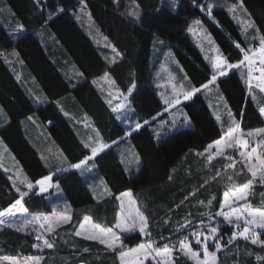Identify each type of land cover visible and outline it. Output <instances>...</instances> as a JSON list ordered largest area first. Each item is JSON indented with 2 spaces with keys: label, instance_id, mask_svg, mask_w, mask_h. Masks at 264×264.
Returning a JSON list of instances; mask_svg holds the SVG:
<instances>
[{
  "label": "trees",
  "instance_id": "trees-1",
  "mask_svg": "<svg viewBox=\"0 0 264 264\" xmlns=\"http://www.w3.org/2000/svg\"><path fill=\"white\" fill-rule=\"evenodd\" d=\"M135 2L138 8L132 0H83L92 24L121 54L114 57L106 54L105 58L101 52L104 49L89 38L83 21H80L83 15L80 16L77 8L81 0H39L38 6L34 0H0L24 28L20 34L13 36L6 27L9 19L0 13V55L10 50L15 52L24 65L25 77L34 78L45 98L41 103L31 98L26 86L0 56V106L5 113L4 119L0 120V138L30 182L46 176L48 170L24 131L22 121L27 117L35 115L41 124L50 123L46 131L62 150L69 165L79 163L89 154L59 108L60 104L68 112L71 109L85 113L107 143L115 142L130 132L116 120L96 91L91 82L93 78L107 72L122 92L134 85L129 101L140 124L165 110L152 80L150 54L155 37L173 48L181 67L197 88L207 83L211 72L187 33L193 21L199 20L208 30L230 63L242 60V53L234 43L242 44L239 26L225 10L216 9L211 15H206L194 0H178L174 10L161 7L160 0ZM206 2L198 0L201 6H205ZM242 2L264 37V0ZM131 10L138 12V17L130 16L128 13ZM43 25L53 35L52 43L47 41L48 34L40 40L35 33ZM104 53H107L106 50ZM63 56L81 72L77 83L71 84L65 79L63 72L67 67L61 62ZM215 84L243 132L264 128V118L248 96L247 86L236 70L219 78ZM182 107L192 123L191 128L175 131L159 142L150 125L130 134L128 138L140 160L137 172L128 174L125 171L114 148L94 158L95 170L110 191L108 198L97 200L88 188L87 178L76 170L54 177L62 198L72 210L69 223L53 234L50 240L53 247L38 249L39 240L34 236L3 228L0 230V256L39 257V264H119L117 250L77 237L75 232L85 216L104 228H113L118 212L116 197L125 191L134 194L138 210L146 217L149 238L154 247L167 245L176 249L182 230L187 228L192 232L196 229L195 226L181 228V225L204 219L201 216L216 211L221 195L232 183L228 181V176H232L237 185L250 178L240 162L235 163L233 169L226 167L229 162L225 156L209 162L198 155L223 136L203 94L196 93ZM218 171L219 176L216 175ZM19 192L0 169V211L9 208L19 198ZM212 197H217L213 208L202 212ZM250 201L253 207L264 209V181H255ZM22 203L29 213L47 214L52 211V203L35 192ZM214 222L218 227L216 238L221 239L223 247L217 264H264V247L246 240L232 242L233 227L222 225L220 219ZM144 239L137 233L121 236L122 243L129 247ZM260 239L264 240V231L260 233ZM173 260L174 264H193L176 251Z\"/></svg>",
  "mask_w": 264,
  "mask_h": 264
},
{
  "label": "rangeland",
  "instance_id": "rangeland-1",
  "mask_svg": "<svg viewBox=\"0 0 264 264\" xmlns=\"http://www.w3.org/2000/svg\"><path fill=\"white\" fill-rule=\"evenodd\" d=\"M177 2H178V0H175V3H173V0H160V6L161 7L166 6L170 9L174 10L177 6ZM236 2L237 1L229 2L228 0H207L204 7L207 8L208 4H212L213 7L211 9V12L216 10V9L225 10L227 12V14L229 15V17L232 19V21L236 25L239 26V33H240V36L242 39V44H240L239 42H234L235 45L238 43L241 45V48H243L245 50L259 49L261 46L260 40H261V37H263V36L259 32L257 26L255 25V28H249V29H247V31H245L244 26L241 23V21L247 20V19H250L254 23V21L250 17V14L246 10V8L244 7V9H240L239 7H237L235 9V11L229 10ZM130 6H131V4H130ZM77 9L80 13V16L83 15V16H81L80 21H83L82 25L84 26L85 32L89 36V38L96 45H98L100 48L106 50L107 53H104V50H101V52H103V56L105 58L107 57L106 54H108L110 57H114L116 54L113 53L111 47L108 46L110 43L108 44L107 40H104V36L92 24L90 17L88 16V14H86L83 3H81ZM131 11H133V10H131ZM0 13H3V15H5L6 18L9 19L6 27H7L8 32L10 34H12L13 36H16V35L20 34L21 30H24L22 24L19 22V20L17 18H15L13 12L9 8H6L4 5L1 4L0 5ZM204 13L206 15H209L208 11H204ZM12 16L14 17L16 22L13 20ZM195 21H197V20H195ZM195 21L190 23V25L187 28V33L191 35L195 45L197 46L198 50L200 51V53L203 57V60L206 63V65L208 66V68L210 69V72L212 75L213 74L212 61L217 56L224 58V55H223L220 47L216 43L215 39L208 32V30H206L201 23L196 24ZM20 26H22V27H20ZM189 28H191L192 31H189ZM49 31L50 30L47 28V26L43 25L35 33L37 34V36L39 37L40 40L44 39V37H46V34H48L47 35V41L49 43H52L54 38H53V35L51 36L49 34ZM217 49L219 50L218 52L216 51ZM238 50H240V49H238ZM249 55L251 56L252 52H249ZM0 56L4 59V61L8 64L10 69L14 72L16 78L20 82L22 81L23 85L26 86L25 88H26V91L29 94V96L31 98L35 99L36 101H38L39 103H41L40 101H44L45 98H44V95L42 93V90L39 88V86L37 87L36 81L34 80V78L29 76V75L27 76V78L25 77L24 65L21 62V60L18 59L15 52L10 50L7 53H2ZM242 56H243V53H242ZM61 62L65 67H67V69L64 68L65 71L63 72L65 79L68 80V82H70L71 84L77 83L78 79L82 76V74L78 70V68L75 66V64L70 59L66 58L65 56H63L61 58ZM254 62H260V56L259 55L254 60ZM150 64H151V67H153V77H152L153 84L155 85V87L158 91L157 95H158L159 100L165 106L164 111H166V112H164V111L161 112L158 116L149 120L147 124H145V123L140 124L138 122L135 110L133 109V107L131 106L130 101H129V97L131 94H129L128 91L122 92L118 88L116 83L110 84L108 80L100 79V77H102L104 74L97 76L91 80L92 85L94 86L96 91L99 93V95L102 97L104 102L106 100H109V99L112 100L111 106L108 103H106V102L105 103L108 106V108L110 109V111L112 112V114L114 115V117L116 118V120L125 129L130 130V132L125 137L120 138V139H118L112 143H107L106 141H104L101 138V135L99 134V139L102 140L104 143L109 145V147L105 148L104 151L108 150L109 148H114L117 151L119 158H120V161H121L123 167L125 168V171L128 174H133V173L137 172L140 168L139 156H138L133 144L131 143V141L128 138L130 136V134L139 130L141 127H143L145 125H151L150 128L152 129L156 140L158 142L163 140L166 136L171 134V133L166 134L167 132H170V130H169L170 127L177 126L178 121L180 119L181 120L184 119V117L186 115V112L183 109L182 104L187 100H185L183 98V93L180 91V89L183 88L184 91H188L192 87H194L193 84L191 83L188 75L186 74L184 69L181 67L173 48H171L169 46V44H167L165 41H163L159 38H156V37L154 38V42H153L152 47H151ZM247 65L248 64L241 65L240 69L238 70V74H239L242 82L247 86L248 96L251 98L253 103L259 108V112L261 113V109H264V91H261L260 89H261V87H264V83L257 84V85H251V86H249V84L245 83L244 72L246 74ZM109 76H110L111 80L115 82L114 78L110 74H109ZM218 76L219 75L217 74V77ZM215 83L210 85L209 89H207V90L204 89V92L202 93L203 97L206 99L207 104L209 103L208 105H210V107L212 106V108H213V105L217 106L219 108V110L222 112L223 117H226V115H227V118L223 119L221 121L222 128L223 129H225L227 127L228 128H234L235 125L233 124V120H235L236 122H237V120L233 116L232 111L230 110V107L228 106V103H227L225 97L223 96L222 92L220 91L218 85H216ZM131 87H133V86H131ZM117 90H119V91H117ZM133 90H134V87H133ZM133 90H132V92H133ZM109 93H111V96L109 95ZM120 94L127 95V97H128V100L126 102L127 106L119 112H113L112 107H114L122 99V96ZM113 97H116V99H112ZM221 97H222V99H221ZM177 98L180 100V103L175 105V106H172L171 103H169V104L165 103V100H168L171 102ZM183 100H185V101H183ZM58 103H59V101L57 102V104ZM225 105L227 107H225ZM59 108L62 110L63 114L67 117V119L71 122V124L74 128V131H75L76 135L78 136L79 140L82 142V144L85 145V143H89L92 146H95L96 142H97V133H99V132L97 131V129L93 125L92 120L83 112H79V111H75V110H71V109L69 110V112L66 111L67 109H65V108L63 109L61 104L59 105ZM229 112L231 113V118L229 117ZM163 113H165L166 115H162ZM4 115H5V113L0 106V120L4 119ZM117 116H119L120 119H117ZM29 117H32V119L29 120L28 119ZM29 117H27L25 120L22 121L23 127L25 129L24 131L27 134V137L30 140V142L32 143V145L38 150L39 156H40L43 164L45 165V167L48 170V174L46 176L51 177L50 183L52 184V187H49L46 192L40 193L39 192V186L36 185L35 182H31L33 184V188L28 189L26 184L22 183L23 178L26 176H25L19 162L17 161V159L15 158L13 153L9 150V148L1 140V138H0V169L5 173L6 177L10 180L12 186L16 190L18 188L20 192H26L27 193V195L23 197L22 201H24V199L26 197H28L30 194H32L33 192H35L37 194H42L45 196L47 201L52 203V211L50 213H47V214H45V213L33 214V213H29V212L25 211L24 206H23V209H21L20 206H17V208L13 209L11 213L6 212L4 210L5 215L3 217H0V230L3 228H11V229L16 230L17 227H22L23 231H18V232L32 235L36 239L38 236H42L43 239L50 241L53 234L60 227L67 225L69 223L70 218H71L70 214H71V210H72L71 206L67 202H65V200L62 198V196L60 194V191H61L60 187L59 188L56 187V185H58V183H54V181H53L54 177L66 172V171H70V170L78 171L84 177L87 178V181H88L87 184H88L89 190L92 191L95 198L99 201L103 200L105 198H108L110 196V191H109L104 179L96 172L95 167H92L93 160L88 161V169L84 170L83 172L81 170L71 168L70 165L68 164V161L65 158L62 150L56 146V144L51 140L49 134L46 131L47 126H49L50 123L41 124L35 115H31ZM262 117L264 118V115H262ZM188 120H189V118H188ZM174 121H175V123H174ZM137 124L141 125V127L139 129H136ZM189 124H190V122H189ZM186 125H188V124H186ZM186 125H183L181 127H175V128H179L178 130H181L183 128H187V127H185ZM178 130H175V131H178ZM251 132H256V131H251ZM243 133H244V136L242 138L247 139L249 141L248 147L247 148H239V146L235 145V142L233 141L234 146L232 148H225L224 156L230 155L232 157V160L231 161L227 160V163L229 162V163L235 164L237 162H240L241 164H243L246 173L250 177L248 180H250V179H252L251 174H250V172H248V167L245 166L246 164H248L249 158L247 156L242 157L240 155V152L243 151L245 153H250L252 148H256L257 152H256V154L251 156V163L248 164V166H251V164H255V165H257V167H259L256 156L259 155L261 159H264V134H257L255 136L249 137L247 135L249 132H243ZM86 150L88 151V154H89L88 156H90L91 155L90 149L86 148ZM104 151H102L101 153H103ZM212 152H213L212 154H214L216 152V149L213 150ZM101 153H99V155ZM200 153H204V154H200V156L202 155V157H204L206 161H209L208 160V155H209L208 153L209 152H202L201 151ZM99 155H97V156H99ZM224 156H217L215 159H220L221 157H224ZM137 158H138V160H137ZM44 177H42L40 179H43ZM40 179H38V180H40ZM258 179H259V172L257 173V178L255 180H253L251 188L249 190H247V200L246 201L245 200H239L232 205V207L241 208L242 214L245 217H247V211L243 210V206L246 204L250 205L252 210H264V209L253 207L251 205V201H250V192L253 188L255 181ZM28 182H30V181L28 180ZM101 182H103V183H101ZM242 184H244V183H242ZM242 184H240V185H242ZM105 189H107V191ZM19 198H20V196H19ZM116 198L118 201V212H117V214L119 213L121 216H126L131 211L133 214H135L136 212H139L141 215H143L138 210V207H137V209L132 210V207L129 206V201H131L132 199H134L136 201L134 194H131L130 198L123 196V195H118ZM219 201L220 202L223 201V194L221 195ZM220 202L218 204V207L216 208V211L220 210ZM213 204L214 203H212L211 208H209L208 206L204 207L202 212H205L206 209L211 211V209L213 208ZM230 210L231 209L228 207H226L224 209V211H230ZM216 211L211 212L212 214H204L203 216H201V217H205L204 219L195 220V221L192 220V221H188L187 223H185L186 227L191 228V227L195 226L196 229L191 232L189 229L184 228L182 230V232L179 234L181 236V238H179V240L177 242L178 244H177L176 249L168 246L169 248L173 249V251L170 253V255L156 256L155 252L151 251V254L147 257V259H145L143 256L125 257L124 264H138V261H142L143 264H158V262H159V264H174L173 253L175 251L179 252L182 256L187 258L193 264H197L198 261H200L201 264H203V261L205 260V256H204V248L202 245L205 243L209 246L208 251L210 253L214 252L215 256H216L215 260H212L209 258L208 264H217L218 254L223 250V247H222L221 241H220L221 239L216 238L217 234H218V232H217L216 235L212 237V239L204 241L203 237L209 236V235H211V233L208 231V228L204 227L203 225H210V226H216L217 227V224H215L214 221L217 219H220L223 223L222 225H230L233 227L235 233H239V232L243 231L244 221H243V219H241L240 221H236L233 218V222L231 224H229L227 222H224L223 217L216 216L215 215ZM37 216H40V217L47 216L50 218L68 217L69 219L67 222L60 223L59 225H56L54 220L51 221L53 226H54V231L49 232L48 231L49 224H47V223L44 225L43 228H41L38 224H27L26 225V222L32 221L33 218L37 217ZM209 216L212 217L211 220L209 219ZM248 218L250 219V217H248ZM116 221H117V215H116ZM83 222H84V217L82 218V221L76 230V232L77 231L81 232V235H79V236H77L75 234L77 237L85 239L84 238L85 235H99L97 230L93 227V225H99V224H96L91 219V222L86 223L84 225V228L81 229V224ZM8 224H12V225H14V227H8L7 226ZM236 224H239L240 227L237 228ZM100 227L103 229H107V228H104L102 226H100ZM250 228H251V226H250ZM113 230L120 237V239L115 242L118 245V247L115 250L118 251L119 264H122V262L119 258V252L121 249H123L124 251H128L132 248H136L141 243H148L149 241H152L149 238V234L144 235V234H141L139 232V227H137V228H135L129 232H121L119 229L114 228V227H113ZM263 231H264V229L252 228V230L249 233H247L249 239L246 240V239L241 238L239 235H237V238L235 240H237V239L246 240V241L251 243V239L255 238V239H257L258 243L253 244V245L261 246L262 244H264V240L260 239V233H262ZM146 232L148 233V227L146 229ZM195 232H199L202 234L200 237L201 244H199V245L196 243V239L192 235V233H195ZM135 233L140 234L143 238H145L144 241L137 244V245L131 246V247L126 246L122 243V241H121L122 235H131V234H135ZM182 235H184V236H182ZM37 240H39V239H37ZM86 240L95 241V242L100 243L98 239H86ZM181 240H185L189 244V246L192 248V250L198 253V256L196 258H190L189 255H186L185 253L178 250L179 249V242ZM235 240H233L232 236H231V241L233 242ZM217 243L220 244L219 250H217V248H216ZM39 244H40V247H38V249H46V247H43V241L42 240H39ZM100 244H102V243H100ZM102 245L107 247L105 244H102ZM153 247H154V243H153ZM210 247H213L214 249L212 250V249H210ZM154 248H156V247H154ZM161 248H163V247H161ZM110 250H112V249H110ZM6 257L17 261L18 264H24L27 257H33V256H22V257H19V256H0V264H10V261L5 259ZM39 262H40V260H39ZM29 264H35V262L34 261L29 262Z\"/></svg>",
  "mask_w": 264,
  "mask_h": 264
},
{
  "label": "snow or ice",
  "instance_id": "snow-or-ice-1",
  "mask_svg": "<svg viewBox=\"0 0 264 264\" xmlns=\"http://www.w3.org/2000/svg\"><path fill=\"white\" fill-rule=\"evenodd\" d=\"M34 3L38 6L39 0H34ZM81 3H83V0H81ZM132 3L135 7H137V8L139 7V5L136 4L135 0H132ZM173 3H175V0H173ZM194 3L197 6H200L202 11H208L209 15H211V9L213 7L212 4H208L207 8H205L204 6H201L198 4V0H194ZM237 7H239L240 9H244V5H243L242 0H237V2L229 10L235 11V9ZM59 11H63V10L60 9ZM128 14L130 16H133V17H138V15H139L138 12H135V11H129ZM195 23L199 24L200 21L197 20V21H195ZM241 23L244 26L245 31H247V29H249V28H255V24L250 19L243 20V21H241ZM20 27H22V26H20ZM189 31H192V29L189 28ZM104 40H107V37H104ZM260 45L261 46L259 49L245 50V49L241 48L240 44L237 43L235 46H236V48L240 49V51L243 53V59L240 60L236 64L230 63L227 59L222 58L220 56H217L212 61L213 74L211 75V78L207 81V83H204L203 85H201V88H203L205 90L209 89V86L216 82L217 74L221 77L226 76L227 75V69L239 68L241 65H244L245 62H247V64H248V76L251 78L252 72H253L252 65L254 63L256 55L260 56V64L262 67L259 69V71H260L262 80H264V37H261ZM108 46L111 47L112 52L115 53L116 56L121 55L115 46H113L111 44H109ZM216 51L218 52L219 50L217 49ZM249 52H252L251 56L249 55ZM113 62H115V61H113ZM100 79L108 80L110 84L115 83L114 81L111 80V78L107 72H105L104 75L102 77H100ZM249 86H251L250 81H249ZM133 87H134V85H133ZM133 87L128 88L129 94H131ZM201 88L192 87L188 91H184L183 88H181L180 91L183 93V98L185 100H188V99H191L195 93L201 91ZM260 90L264 91V87H261ZM117 91H119V90H117ZM109 95L111 96V93H109ZM120 95L122 96V99L120 100L119 103H117L114 107H112L113 112H119L127 106V103H126L128 100L127 95H123V94H120ZM112 99H116V97H113ZM221 99H222V97H221ZM105 102L108 103L110 106L112 105L111 99L106 100ZM165 103L166 104L171 103L172 106H175V105L180 103V100L178 98L175 99L174 101H171V102L168 100H165ZM225 107H227V106L225 105ZM261 115H264V109H261ZM229 117L231 118L230 112H229ZM28 119L31 120L32 117H29ZM117 119H120V117L117 116ZM184 119H185V123H187L188 118L186 115H185ZM217 119H219V117H217ZM144 123L147 124L148 121L145 120ZM174 123H175V121H174ZM233 124L235 125V127L229 129V131L226 134V138L222 137L221 139L216 140L213 144L208 145L207 148L205 149L206 152H209V150L213 149V148L216 149V152L214 154L209 153V155H208L209 162H211L217 156H224L225 148H232L234 146L233 141L235 142V145L239 146V148H247L248 147L249 141L247 139L242 138L244 136V133L240 129L239 123L236 122L235 120H233ZM140 127H141L140 124L136 125V129H139ZM257 134H264V128L258 129V130H256V132H249L247 135L249 137H251V136H255ZM84 146H85V148L90 149L91 155L86 156L84 159L80 160L79 163L70 165L71 168L81 170L82 172L84 170L88 169V161L94 160V158L97 155H99V153L104 151L105 148L109 147L108 144L104 143L102 140L99 139V133H97V142H96L95 146H92L89 143H85ZM256 152H257V149L252 148L250 153H245V152L241 151L240 155L242 157L247 156L249 158L248 164H250L251 163V156L256 154ZM224 158L229 160V161L232 160V157L230 155L225 156ZM256 159L258 161L259 167H257V165H255V164H251V166H248V164L245 165L246 167H248V172H250L251 177H252V179L248 180L246 183H244L242 185H237V184H235L234 178L232 176L227 177L228 181H230L232 183L227 185V190H225L223 193V201L220 202V210L216 211V213H215L216 216L223 217L224 222H227L229 224H231L233 222V218L236 221H240L241 219H243V221H244L243 231L239 232V233L234 232L232 235L233 240H235L237 238V235H239L243 239H246V240L249 239L247 233H249L252 230V228L264 229V210H252L250 205L246 204L243 206V210L247 211V217H245L242 214L241 208L232 207V205L239 200H245V201L247 200V190H249L251 188L253 180H255L257 178L258 172H259V179L261 181H264V159H261L259 155L256 156ZM137 160H138V158H137ZM92 167H95V165L93 164ZM226 167L235 169V165L233 163H229ZM216 175L219 176L220 172L218 171L216 173ZM50 181H51V177L45 176L43 179L37 180L35 182V184L39 186V192L40 193H44L48 190L49 187H52V184L50 183ZM22 183H25L28 189L33 188V184L31 182H28L27 177L23 178ZM101 183H103V182H101ZM56 187L59 188V185H56ZM105 190L107 191V189H105ZM17 191L19 192L18 188H17ZM19 194H20V198L16 199L15 202L10 206V208L5 210L6 212L11 213L13 209L17 208V206H20V208L23 209L22 200H23V197L27 195V193L26 192H20ZM122 195L129 197V198L131 197V193H127V192L123 193ZM193 195H194V193H193ZM216 199H217V197L210 198L207 201V206L209 208H211L213 200H216ZM200 203L204 204L203 201H201ZM226 207L230 208L231 210L230 211H224V209ZM24 210L26 211V209H24ZM5 211H0V217H3L5 215ZM248 217H250V219ZM68 219H69L68 217L50 218L47 216H44V217L37 216V217H34L32 221L26 222V225L27 224H38L41 228H43L44 225L47 223V224H49L48 231L51 232V231H54V226H53L51 221L54 220L55 224L59 225L60 223L67 222ZM209 219L211 220L212 217L209 216ZM90 222H91V218L85 216L84 222L81 224V229L84 228V225L86 223H90ZM7 226L8 227H14V225H12V224H8ZM203 226L207 227L208 231L211 233V235L203 237L204 241L212 239V237L216 235V233L218 231V227L210 226V225H203ZM250 226H251V228H250ZM93 227L97 230L99 235H85L84 236L85 239H98L100 243L105 244L109 249H112V250H115L118 247V245L115 242L118 241L120 239V237L116 234V232L113 230V228L103 229L99 225H93ZM137 227H139V232L141 234L148 235V233L146 232V229L148 227L147 219L143 215H141L139 212H136L135 214H133L130 211L126 216H121L119 213L117 214V221L114 225V228L119 229L121 232H129V231H131ZM180 227L184 228L186 226L181 225ZM236 227L239 228L240 225L236 224ZM16 230L17 231H23V228L17 227ZM75 234L77 236H79V235H81V232L77 231ZM192 235L196 239V243L198 245L201 244L200 237L202 234L199 232H195V233H192ZM37 239L43 241V247H46L49 249H51L53 247V244L49 240L43 239L42 236H38ZM251 243L257 244L258 241H257V239L252 238ZM202 246L204 248V256H205V260L203 261V264H208L209 258L212 260H215V258H216L215 253L214 252L210 253L208 251L209 246L206 243L203 244ZM261 246L264 247V244H262ZM216 248H217V250L220 249L219 243L216 244ZM178 250L185 253L186 255H189L190 258H196L198 256V253L193 251L192 248L189 246V244L185 240H181L179 242V249ZM151 251H154L156 256H167V255H170V253L173 251V249L169 248L167 245H165L163 248H154L153 242L149 241L148 243H141L136 248H132L128 251H124L123 249H121L119 252V258H120L122 264H124L125 257H129V256H143L145 259H147V257L151 254ZM5 259L9 260L10 264H18L17 261L12 260L11 258L6 257ZM39 260H40L39 257H27L24 264H29V262H33V261L35 262V264H39ZM138 264H143V262L138 261ZM158 264H159V262H158ZM197 264H201V262L198 261Z\"/></svg>",
  "mask_w": 264,
  "mask_h": 264
},
{
  "label": "crops",
  "instance_id": "crops-1",
  "mask_svg": "<svg viewBox=\"0 0 264 264\" xmlns=\"http://www.w3.org/2000/svg\"><path fill=\"white\" fill-rule=\"evenodd\" d=\"M257 56L258 55H256V57H255V59L257 58ZM242 59H243V56H242ZM240 69V67L239 68H233V69H228L227 70V73H229V72H231V71H234V70H236L237 72H238V70ZM244 77H245V83L246 84H248L247 83V70H246V74H245V72H244ZM219 78H221V76H218L217 77V80L219 79ZM199 92H201V93H203L204 92V89L203 88H201V91H199ZM196 94V93H195ZM205 99V98H204ZM183 101H185V100H183ZM205 101H206V99H205ZM206 103H207V101H206ZM209 104V103H208ZM207 104V106H208V108H209V110H210V112H211V114H212V116H213V118L215 119V121H216V123L218 124V126H219V128H220V130H221V132L223 133V138H226V134H227V132L229 131V129L230 128H225V129H223L222 128V124H221V121L223 120V119H226L227 118V115H226V117H223L222 116V112L219 110V108L217 107V106H215V105H213V108H212V106L210 107V105H208ZM164 105V104H163ZM164 112H166V111H164ZM162 115H166L165 113H163ZM187 115V114H186ZM188 117V116H187ZM217 117H219V119H217ZM181 120V119H180ZM178 121V123H177V126H173V127H170V132H167L166 134H168V133H172V132H175V130H178L179 128H175V127H181V126H183V125H186V124H188V125H186L185 127H187V128H191L192 127V123H191V121L190 120H188V122L187 123H185V119H182L181 121ZM189 122H190V124H189ZM150 127H151V125H150ZM187 128H183V129H187ZM168 130V129H167ZM165 134V135H166ZM155 136V135H154ZM221 137V138H222ZM220 138V139H221ZM219 140V139H218ZM215 142V141H214ZM214 142H212V143H210V144H213ZM209 144V145H210ZM207 148V147H206ZM205 148V149H206ZM205 149L204 150H202V152H206L205 151ZM213 150H215V148H213V149H210L209 150V153H213L212 151ZM208 153V154H209ZM200 154H204V153H200L199 152V156H200ZM200 157H202V155L200 156ZM125 192H127V193H131L130 191H125ZM125 192H123V193H125ZM123 193H121V194H119V195H122ZM132 194V193H131ZM129 206L130 207H132V210H135V209H137V204H136V201L134 200V199H132L131 201H129ZM88 217V216H87Z\"/></svg>",
  "mask_w": 264,
  "mask_h": 264
},
{
  "label": "built area",
  "instance_id": "built-area-1",
  "mask_svg": "<svg viewBox=\"0 0 264 264\" xmlns=\"http://www.w3.org/2000/svg\"><path fill=\"white\" fill-rule=\"evenodd\" d=\"M252 67H253L252 77L250 78L248 76V79H249L250 83L251 84L263 83L264 80H262L261 74H260V71H259V69L262 67L260 62L253 63Z\"/></svg>",
  "mask_w": 264,
  "mask_h": 264
}]
</instances>
